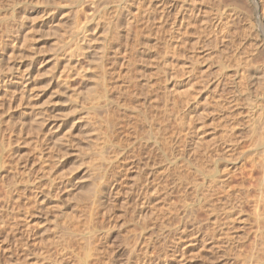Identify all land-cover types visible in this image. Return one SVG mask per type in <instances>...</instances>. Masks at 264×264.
Masks as SVG:
<instances>
[{"label": "rangeland", "instance_id": "1", "mask_svg": "<svg viewBox=\"0 0 264 264\" xmlns=\"http://www.w3.org/2000/svg\"><path fill=\"white\" fill-rule=\"evenodd\" d=\"M91 1L0 0V77L16 73L18 66L24 63L26 67L29 60L33 59L34 63L33 99L27 101L17 95L16 100L9 103L7 96H0V237L4 241L0 245V264H144L147 261L142 263L147 244L148 254H151L146 264H264V219L257 218L259 213L264 214V205L261 207V204L260 209L258 204L252 202V197V201L237 208L233 220L227 222L221 212L211 216L201 204H195L202 208L194 207L196 211H193L191 219H181L183 211L180 209L183 207L181 203L178 204L180 196L175 190H171L167 198H163L166 191H162L146 202L143 199L137 202L139 187L133 183L140 181L138 186L147 178L151 180L154 168H165L167 165L154 155L155 164L159 165L157 167V164L151 163L150 168L147 152H140L138 148L129 153L131 157L126 162L134 160L136 166H128L121 174L115 168L118 176L110 172L114 180L111 177L109 181H113L117 187L113 186L116 191L118 189L117 194L114 191L110 197L108 193L99 201L105 202L98 204V207H91L90 203H86L88 201H80L83 200V190L87 189L86 184L93 182L91 173L98 172L91 170L102 165L99 157L106 154L105 148L102 149L103 153L100 150L102 142L99 141L101 146L99 142L97 145L95 138L100 136L95 134L94 137L92 130H96L97 134L104 132L103 127L105 130L107 126L104 123L111 121L112 116V121H116L111 124V131L116 134H112V139L120 137L121 141L122 128L125 126L126 129L132 123L139 125L141 135L145 134L148 130H145L144 116H147V120L155 121L156 128L166 126L161 129L163 138H166L164 144L169 143V147L180 137L181 140L190 141L188 149L199 146L201 150H195L196 154L192 152L197 157L193 156V167L204 164L200 167L202 171L207 175L213 172L217 179L230 176L231 186L244 183L249 187L258 182L262 176L260 165L264 153V1L95 0V5ZM78 5L80 8L76 9ZM71 8L80 18L74 13L72 15ZM94 10L97 13L94 12L92 16L91 11ZM16 15L23 18L20 16L22 19L18 20ZM68 15L74 20H81L78 29H83H79V36H76L78 41L73 35L74 20L68 19ZM99 19L97 26L94 23ZM95 25L96 29L93 30ZM17 34H20L19 38ZM82 35L88 36L85 38ZM106 36H109L107 57L105 55L101 61L95 60L89 48L99 50ZM81 38L86 39L84 43L88 40V43L84 45ZM25 40L27 42L24 44ZM79 41L82 42L78 45ZM76 47L83 50L75 53L74 61L80 65L76 62L74 65H77L76 71L82 66L88 68L80 69L87 71L84 75L86 79L82 75L74 76V80H69L70 88L66 89L60 82L69 74L64 73L62 80L58 79V75L64 70V54L76 51ZM58 55L59 59L62 58L60 67L56 62L58 57H55ZM98 63H103V66H98ZM238 65L242 66L239 68ZM237 67L245 72V76L236 81L232 75ZM103 76L107 82L101 79ZM102 81L111 87L108 100L112 105L109 108L114 112L110 114L109 108L102 106L106 103L103 102L105 99L102 98V101L101 97L96 96L103 91ZM15 88L11 87V96ZM115 101H118V105ZM124 103L127 108L123 109ZM93 105H97L95 109ZM133 114L137 115L136 120ZM39 115L51 125L56 123L57 127L60 126L55 139H50L46 127L41 129L35 124L37 118L41 117ZM153 115H157V118ZM83 116L84 119L81 118ZM88 119L91 121L88 122ZM82 120H85V124ZM120 124L125 125L121 127ZM113 127L118 133L113 131ZM186 130H189L187 135ZM87 131L90 134L85 136ZM132 136L130 143L136 135ZM91 139L96 140L94 144ZM56 142H63L65 147H55ZM215 148L225 152L226 157L223 158H227L220 161L217 167L204 155ZM254 148H257L256 153ZM176 149L179 150L178 147ZM200 152L203 154L200 155ZM249 159L260 163V168H255L254 181L248 178L252 167ZM257 164L253 162V165ZM137 167L141 169L138 168L139 174ZM193 171L190 168L191 177L195 173ZM194 175L199 181L207 179L203 175ZM87 177L92 179L91 182ZM93 178L97 179L96 176ZM160 178L162 184L164 180L167 184L171 183L166 177ZM52 179L56 182L53 180V183ZM207 180L206 183H209V178ZM35 184L39 189L37 192L34 190ZM103 184L107 185L104 180L100 184L104 188L97 183L99 194L103 190L108 191ZM219 185L216 192L221 193L220 197L223 191H220ZM167 191H170L169 187ZM189 191L188 203H193L196 198ZM254 192L251 195L258 194ZM36 193H39L38 198L35 197ZM167 199L172 201V205L175 204L173 207L177 208L174 209H178V213L173 211L171 217L167 215L170 203ZM140 203L144 207L138 206ZM140 212L141 218L137 217ZM216 217L220 220L216 219L218 229L214 227ZM160 219L162 226L158 221ZM259 225L263 231L257 237ZM184 227L188 230L187 234L181 232ZM81 233L89 241L88 246L87 241H79ZM25 247H28V251ZM3 248L10 251L3 252Z\"/></svg>", "mask_w": 264, "mask_h": 264}, {"label": "bare ground", "instance_id": "2", "mask_svg": "<svg viewBox=\"0 0 264 264\" xmlns=\"http://www.w3.org/2000/svg\"><path fill=\"white\" fill-rule=\"evenodd\" d=\"M104 1V0H103ZM107 1V0H106ZM264 1V0H263ZM95 3H96V1L95 0H93V1H91V4L92 5H95ZM120 3H122L121 1H120ZM249 3V2H248ZM81 4V3H80ZM98 4V3H97ZM118 4V3H117ZM82 5V4H81ZM119 5V4H118ZM100 6H102L101 4H100ZM107 6V5H106ZM121 6V5H120ZM82 7V6H81ZM121 7H123V5L121 6ZM76 9L77 8H80L79 7V5L77 6V7H75ZM98 8V7H97ZM108 8V7H107ZM114 8V7H113ZM112 8V9H113ZM116 9H118L117 7L115 8V12H117V10ZM71 10H72V15H73V8H71ZM83 10V9H82ZM82 10H81V13H82ZM109 10H111V9H109ZM109 10H107L108 12H111V11H109ZM121 10H122V8H121ZM97 10H94V11H91L90 13H91V15L93 16L94 15V12H95V14L97 13L96 12ZM102 11V10H101ZM106 11V10H105ZM17 12V11H16ZM71 12V11H70ZM76 12H78V11H76ZM108 12H105V13H108ZM12 13V12H11ZM10 13V14H11ZM79 13H80V11H79ZM80 13V14H81ZM104 13V12H103ZM102 12H101V14H103ZM19 14V13H18ZM23 14V13H22ZM48 14V13H47ZM50 14V13H49ZM75 15H77L78 16V18H80L79 16V14L77 13H74ZM89 14V13H88ZM100 14V15H101ZM110 14V13H109ZM71 15V16H72ZM87 15V14H86ZM90 15V14H89ZM10 16H12V15H10ZM17 16V18L16 19H18L20 16H18V15H16ZM69 16V15H68ZM76 16V17H77ZM128 16V15H127ZM22 17V16H21ZM70 17V16H69ZM75 17V16H74ZM87 16H85V18H86ZM89 17V16H88ZM91 17V16H90ZM98 17H100V16H98ZM2 18V17H1ZM3 18H5L6 19V17H3ZM8 18V17H7ZM23 18V17H22ZM22 18H19V19H22ZM78 18H76V20H74V19H72L71 17L70 18H68V19H71V21L72 20H74V22L72 21V23L74 24V25H72V26H74V28H75V32L73 33V35H74V39H76L77 41H78V37H76L77 35L79 36V31L80 30H82L83 28L81 27V28H79L78 29V27H79V23L81 24V22H79V20H77ZM249 18V17H248ZM13 19H15V17L13 18ZM18 19V20H19ZM67 19V20H68ZM87 20H89L88 18H86ZM92 19V17L90 18V20ZM127 19H128V17H127ZM4 20V19H3ZM8 20V19H7ZM10 20V19H9ZM17 20V21H18ZM85 20V19H84ZM13 21V20H12ZM81 21V20H80ZM97 21V20H96ZM99 21H100V19L98 20V22L97 23H94V24H97V26H98V23H99ZM128 22H129V20H127ZM88 22H90V21H88ZM3 23V22H2ZM12 23V22H11ZM16 23V22H15ZM18 23V22H17ZM111 23H112V20H111ZM8 24V23H7ZM100 24V23H99ZM4 25V24H3ZM9 25V24H8ZM12 25V24H11ZM22 25V24H21ZM88 28V27H87ZM107 28V27H106ZM105 28V29H106ZM110 28V27H109ZM96 29V25H95V27L93 28V30H95ZM108 29V28H107ZM106 29V30H107ZM17 30V29H16ZM86 30V29H85ZM89 30V29H88ZM17 31H19V30H17ZM87 31V30H86ZM86 31L84 32V33H86ZM12 32V31H11ZM89 32V31H88ZM105 32V31H104ZM18 33V32H17ZM21 33V32H20ZM11 34V33H10ZM14 34H15V32H14ZM82 34V33H81ZM95 34V33H94ZM20 34H17V37L19 36ZM85 35V34H84ZM84 35H82V36H84ZM109 35V34H108ZM12 36H13V34H12ZM11 36V37H12ZM87 36L88 35H86V36H84L85 38H87ZM16 37V38H17ZM76 37V38H75ZM107 37V36H106ZM106 37H104L105 39H103V41L104 42H101V48L98 50V49H94V51L93 50H91L92 48H89L90 49V53L91 54H93V58L95 57V60H99V61H101L102 59H104L105 58V55H106V57H107V54H106V46H107V42H108V37L106 38ZM9 38H10V36H9ZM19 38V37H18ZM80 38V37H79ZM85 38H81L82 39V41L83 40H86ZM24 39H25V37H24ZM24 39H23V41H24ZM10 40V39H9ZM19 40V39H18ZM27 40V39H26ZM25 40V42H24V44L27 42ZM15 41V40H14ZM13 41V42H14ZM75 41V40H74ZM81 41V42H82ZM16 43H17V41H15ZM80 41L78 42V45H79V43H81ZM90 42V41H89ZM83 43H84V41H83ZM86 43H88V40L86 41ZM86 43H84V45L86 44ZM109 44V43H108ZM21 45V44H20ZM77 45V46H78ZM19 46V45H18ZM22 46H24L23 45V43H22ZM80 46H82V45H80ZM108 47V46H107ZM22 48V47H21ZM20 48V49H21ZM77 48V50L76 51H72V52H70L69 54H64V57H63V59L60 57V59H62V60H64V62H65V66L63 65V67H64V70H61V76H59L58 75V77H60V78H58L59 80L61 79V77H62V75H64V73H66V75L67 74H69V75H67V78L65 79V80H62L60 83L63 85V87H65L66 89H69L70 88V86H69V80H71L74 76L75 77H80L81 75H82V77H84L85 78V74H86V72L87 71H84V70H87V69H85L83 66L80 68V69H82V68H84V70H82V71H80V69L79 70H77L76 71V66L74 65V63L76 62V61H74V59H75V53L76 52H80V51H82L83 49L81 48V47H76ZM261 48V47H260ZM258 50H261V49H258ZM77 54V53H76ZM77 56V55H76ZM55 57H58V59L56 60V62H57V65H58V67H60L59 65H60V59H59V55L58 56H55ZM97 58V59H96ZM31 59H32V57H31ZM248 59V58H247ZM33 60V59H32ZM32 60H29L28 61V63H27V65H26V67H25V65H24V63H22L21 65H19L18 66V68H17V71H16V73H14V74H11L10 76H1L0 77V88L2 87L3 89H0V96L1 97H3L4 95L5 96H7L6 98V100L9 102V103H12L13 101H15L16 100V98H17V95H19V97L21 98V99H25V100H27V101H30L31 99H33V92H32V89H31V87L33 86V71H32V69L34 68L33 67V65H34V63H33V61ZM244 63V62H243ZM246 63H248V62H246ZM62 64V63H61ZM75 64H79V63H75ZM242 64V63H241ZM80 65V64H79ZM98 66L100 65V67H102L103 66V63H102V65H101V63H98L97 64ZM243 65V64H242ZM242 65H240V66H242ZM245 65V64H244ZM62 66V65H61ZM240 66L238 65V67L240 68ZM238 67H237V69L234 71L235 72V74L234 75H232L233 76V78L232 79H235L236 81H237V79H239L240 77L242 78V76H245V72L244 71H242L243 72V74H242V72H241V70H238ZM246 66H244V68H245ZM79 68V67H78ZM244 68H242L243 70H245ZM247 69V68H246ZM68 72V73H67ZM88 73H89V70H88ZM106 73V72H105ZM105 73H103V74H105ZM65 76V75H64ZM105 76V75H104ZM104 76L101 78V79H105L104 78ZM87 77V76H86ZM106 77V76H105ZM86 79V78H85ZM73 80H74V78H73ZM106 80V82H107V78L105 79ZM87 81H88V78H87ZM103 83H102V89L101 90H103L102 91V93L100 92V94H96V96L98 95L99 97H101V99L103 98V99H105L104 101H103V99H102V101L103 102H105L106 101V103H103L102 101H101V103H103L102 104V106L104 105V107H106V108H109V106L111 105V104H109V100H108V96L109 95H111V93H109L108 94V92H111L110 90V86L108 85V84H105L104 83V81H102ZM2 85V86H1ZM61 85V86H62ZM123 85V84H122ZM237 85V84H236ZM12 86H14V88L15 89H13L14 91H13V95L11 96L10 94L12 93V89H11V87ZM101 86V85H100ZM109 87V88H108ZM150 88H152V87H150ZM113 89V88H112ZM119 89H121V88H119ZM122 91H123V89H121ZM120 92V91H119ZM118 92V93H119ZM124 92H126V91H124ZM127 92H128V89H127ZM122 94H123V92H122ZM128 93H126V95H127ZM130 94V93H129ZM121 95V94H120ZM95 96V97H96ZM122 96H124V95H122ZM130 96H131V94H130ZM0 97V98H1ZM99 97H96V98H99ZM126 98V97H125ZM149 98V97H148ZM100 99V100H101ZM128 99H129V97H128ZM100 100H99V102H100ZM119 100H120V97H119ZM118 100V101H119ZM125 100V99H124ZM112 101H114V100H112ZM117 101V102H118ZM98 102V103H99ZM116 101H115V103H117ZM122 102V103H121ZM121 102H120V105L122 106V104H123V101H122V99H121ZM100 103V104H101ZM113 103V102H112ZM115 103H113V105L115 104ZM126 103H124V106H123V109H124V107H126L127 108V106L125 105ZM99 105V104H98ZM117 105H118V103H117ZM175 105V104H174ZM95 105H93V108L95 109V107L97 106H95ZM112 106V105H111ZM115 106V105H114ZM173 106V105H172ZM120 107V106H119ZM174 107V106H173ZM102 108V107H101ZM101 108H99L100 110H101ZM112 108H114V107H112ZM161 108V107H160ZM264 108V107H263ZM97 109V108H96ZM117 109H118V107H117ZM116 109V110H117ZM114 110H115V108H114ZM264 110V109H263ZM102 111V110H101ZM127 111V110H126ZM104 112H106L105 110H104ZM103 112V113H104ZM110 112H114L113 110H111V108H109V113L108 114H110ZM123 112H125V111H123ZM129 112V111H128ZM173 113V112H172ZM105 115L107 114V113H104ZM131 114V113H130ZM165 114H166V112H165ZM88 115V114H87ZM86 115V118H88L89 117V115L87 116ZM167 115H169V114H167ZM39 116H41V115H39ZM134 118H135V120L137 119V115H135V114H133L132 115ZM140 116V115H139ZM153 116H155V115H153ZM84 117L85 116H83V117H81L82 119H84ZM132 117V118H133ZM156 118H157V115L155 116ZM168 117H170V116H168ZM168 117H166L167 119H168ZM37 118V117H36ZM104 118V117H103ZM102 118V119H103ZM107 118V117H106ZM115 118V117H114ZM142 118V117H141ZM144 118H146V127H147V129L145 128V130H148L147 132H145V134H143V135H141V132H140V129H139V125L137 124V123H132V124H130V126H127V128L125 129L124 127V125L126 124H124L123 126L121 125V127H123L122 128V133H120L122 136H121V138H123L121 141H119V138L117 139V138H114L113 137V139H116V140H113L112 139V136H114V135H116L115 133H113L112 131H111V124L112 123H115L116 121H112L113 120V116H112V118L110 117V119H112L111 121H105L106 122V124L104 123V126H106V128H105V130H104V127H103V131L104 132H100V133H102L101 135H100V133H95V131L96 130H92V132L94 133V137H96V135H97V137H98V135L100 136L99 138H95V139H97V145H98V142L99 141H101L102 142V145H103V147L100 149L101 150V152H102V149H106L105 151L106 152H104V153H106L107 154V152H109L107 155L106 154H101V157H99L101 160L100 161H103L102 162V165L99 167H96L95 166V169L94 170H91V172L92 171H98V172H100L101 171V173L100 174H97L98 172H92L91 174H93L92 176L94 177V176H96L97 177V179H95V178H93L91 175H89L90 177H92V179L90 178V180L88 179V177H87V180L88 181H90L91 182V180L93 181L92 183H88L89 184V187H88V184H86L87 185V189L85 188L84 190H83V194H84V196H83V200L82 199H80V201L81 202H86V201H88V202H86V203H90V205H91V207L93 206V207H98V204L100 205V203L102 204L103 202H105V201H102V202H99V201H101L102 199H103V197H106L107 196V194L108 193H110V197H111V193H113L114 191H116L115 189L117 188L116 186H114V184H113V181L112 182H110L109 180L110 179H112L113 178V180H114V177H112L110 174L112 173H115L114 172V169L115 168H117L118 169V172L120 173V172H125L126 171V169L128 168V166H130V165H134V166H136L134 163L135 162H133L132 160V162L131 163H126L127 161H129L128 160V157H131V156H129V153H131V152H134V150H136L137 148H138V150L140 151V152H147L146 154H148L147 155V162L150 164V168H151V163H154L153 165H156L157 164V167H158V163H156L155 164V161L154 160H156V159H154L155 158V156L157 155V156H159V158L158 157H156V158H158V159H163L165 162H166V166H165V168H161L160 166V169H156L155 170V168H154V171H151V174H152V176H150V178H152L151 180L149 179V178H147V179H145V182L144 183H140L141 185H138L137 186V183L139 184V182L137 181H135L133 184H135V187H139L138 188V198L136 197V199H137V202H138V200H140V201H142L141 199H143V200H145V202H146V200H149L150 198H152V196H154V195H158V194H161L162 193V191H166V193H165V195H166V197H163V198H167V194H169V192H171V190H175L176 192H178L179 193V196H180V202H178V204L179 203H181L182 204V207H183V209L181 210L180 209V211H183L182 212V215H180L181 216V219H189L190 218V216H192L193 215V211L199 206H197V205H195V204H201V206L202 207H205L206 209H207V211L209 212V214H211V216L212 215H215V214H218V213H220L225 219H226V221L228 222V221H232L233 220V214L235 213V211H236V209L238 208H241L243 205H246L248 202H250V201H252L251 199H252V197H253V200L254 201H252V202H255L256 204H258V207L260 208V205L262 204V206L261 207H263V205H264V153L262 152V163H261V165H260V163L259 164H257L256 163V161H253V162H255V165L257 164V166H255V165H253V162L251 161V159L253 160L254 158H252L251 157V159H249L250 161H251V168H250V170H249V175H248V178H250V179H253V175H254V172L256 171L255 170V168H257V169H259L260 167H261V169H262V176L260 177V179H258V182H256V184H252V185H250L249 187H247V186H245L244 185V183L243 184H238V185H236V186H234V185H232L231 186V181H230V179H229V177L230 176H228V178H219L220 177V175H222V173L223 172H221V174L218 176V178L219 179H217V177H215L216 175H214V174H212L213 172H210V173H208V174H210V175H207L205 172H203L202 171V169L200 168V167H203V165L201 166L200 165V167L198 166L197 167V165H196V167H193L192 165V161L194 162V157H196L195 156V154H196V151L195 150H198V148H199V146L198 147H196V149H192V148H190L189 147V149H188V143L190 142L189 140H181V138L182 137H180V139H178L177 140V138H176V140L175 141H173L174 143H172V145H170V147L168 146L169 145V143H168V145H166L167 144V142H166V144H164V140L166 139H164L163 138V136H162V129H161V127L163 126H165V125H162L161 127H158V128H156L155 126H154V122L155 121H153V119H150V120H152V121H149V119L147 120V116L145 117L144 116ZM154 118V117H153ZM177 118V117H176ZM38 120H36L35 121V124L36 125H38V127L39 128H41V129H43V128H45L46 127V130H47V132H49V135H50V139H55V134H56V131L58 130V129H60V126H58L57 127V124L56 123H54V124H52L51 125V123H49L48 121H47V119H45L44 117H38L37 118ZM109 119V118H108ZM140 119V118H139ZM143 119V118H142ZM141 119V120H142ZM81 120V119H80ZM79 120V121H80ZM104 120H106V119H104ZM156 120V119H155ZM158 120V119H157ZM170 120V119H169ZM173 120V119H172ZM77 121V120H76ZM75 121V122H76ZM83 121V120H82ZM85 121V120H84ZM84 121H83V123H84ZM89 121H91L90 119H88V122ZM123 121V120H122ZM134 121V120H133ZM144 121V120H143ZM144 121V122H145ZM160 121V120H159ZM186 121V120H185ZM87 122V121H86ZM126 122V121H125ZM161 122V121H160ZM167 122V121H166ZM170 122V121H169ZM189 122V121H188ZM141 123H143V122H141ZM157 123V122H156ZM187 123V122H186ZM76 124V123H75ZM85 124V123H84ZM90 124H92V123H90ZM90 124H88V126L90 125ZM144 124V123H143ZM158 124V123H157ZM165 124V123H164ZM179 124V123H178ZM87 125V124H86ZM119 125V124H118ZM92 126H93V124H92ZM144 126V127H145ZM86 127V126H85ZM120 127V128H121ZM166 127V126H165ZM116 128V127H115ZM115 128L113 127V131L114 132H116V133H118L117 131H115ZM183 128H184V126H183ZM182 128V129H183ZM118 130V129H117ZM120 130H119V132H120ZM180 130V129H179ZM187 131V130H186ZM189 131V130H188ZM186 132L185 134L187 135L189 132ZM192 131V130H191ZM157 132V133H156ZM182 132V131H181ZM88 131H87V134H85V136H87L88 135ZM93 133L91 134V135H93ZM139 133H140V135H139ZM166 133H167V131H166ZM90 134V133H89ZM96 134V135H95ZM111 134V135H110ZM112 134H114V135H112ZM130 134H134V135H136V136H134V141H132L131 143H130V141H129V139H130V137L132 136H130ZM179 134H180V132H179ZM179 134H177L175 137H177ZM194 134V133H193ZM53 136V137H52ZM118 136V135H117ZM120 136V135H119ZM132 136V137H133ZM166 136V135H165ZM170 136V135H169ZM89 138H90V135L88 136ZM116 137V136H115ZM171 137V136H170ZM189 137V136H188ZM188 137H187V139H188ZM91 138H92V136H91ZM49 139V140H50ZM93 139V138H92ZM92 139L90 140L92 143L93 142H95L96 140H94V141H92ZM98 139H100V140H98ZM173 139V138H172ZM169 140H171V139H169ZM68 141V140H67ZM89 141V140H88ZM89 141V143H91ZM167 141V140H166ZM187 141V142H186ZM198 141V140H197ZM68 142H70V140L68 141ZM67 142V143H68ZM101 142H99V145L101 144ZM171 142V141H170ZM234 142V141H233ZM71 143V142H70ZM91 143V144H92ZM56 144V146L55 147H65V145H64V143L63 142H56L55 143ZM94 144V143H93ZM96 144V143H95ZM171 144V143H170ZM195 144V143H194ZM166 145V147H164ZM66 146H67V144H66ZM101 146V145H100ZM194 146H196V144L194 145ZM237 146V145H236ZM168 147V148H167ZM178 147V149L179 150H177L176 148ZM193 147V146H192ZM173 148V149H172ZM262 148H264V144H262ZM108 149H109V151H108ZM172 149V150H171ZM177 151H176V150ZM200 149V148H199ZM220 149V148H219ZM219 149H217V148H215L214 149V151L211 153L210 152V150H209V152H205L204 153V155L208 158V159H210V162L211 161H213V165H215V167H217L218 166V164H219V162L220 161H222L223 159L225 160V159H227V158H223V157H226V156H224V153L225 152H223V151H220ZM137 150V151H138ZM201 150V149H200ZM207 150V149H206ZM253 150H255V152L254 153H256V151H257V148H254ZM104 151V150H103ZM199 151V150H198ZM225 151V150H224ZM229 151V150H228ZM227 151V152H228ZM100 152V153H101ZM192 152H194V153H192ZM202 152H204V151H202ZM230 152V151H229ZM103 153V152H102ZM136 154V153H135ZM144 154V153H143ZM200 155H202L203 153H199ZM198 154V155H199ZM226 154V153H225ZM242 154V153H241ZM155 155V156H154ZM228 155V154H227ZM256 155V154H255ZM99 156V155H98ZM194 156V157H193ZM136 157V156H135ZM144 157V156H143ZM142 157V158H143ZM200 157V156H199ZM204 157V156H203ZM205 157V158H206ZM133 158V157H132ZM138 158V157H137ZM200 158H202V157H200ZM160 159V160H161ZM196 159H197V157H196ZM195 159V160H196ZM199 159V158H198ZM202 159H204V158H202ZM201 159V160H202ZM229 159L230 158H228V161L227 162H229ZM136 160V159H135ZM142 160V159H141ZM159 160V161H160ZM163 160H161L162 162H163ZM200 160V159H199ZM205 160V159H204ZM207 161V160H206ZM209 161V160H208ZM226 161V160H225ZM231 161V160H230ZM165 162H163V163H165ZM197 162V161H196ZM203 162V161H202ZM201 162V163H202ZM142 163V162H141ZM209 163V162H208ZM221 163V162H220ZM139 164V163H138ZM143 164V163H142ZM147 164V163H146ZM148 164V165H149ZM207 164V163H206ZM2 165V164H1ZM260 165V167L258 168V166ZM139 166V165H138ZM195 166V165H194ZM208 166V165H207ZM227 166V165H226ZM2 167V166H1ZM92 167L93 166H91V169H92ZM155 167V166H154ZM97 168V169H96ZM130 168V167H129ZM140 169V167H137V169ZM142 168V167H141ZM148 168V167H147ZM150 168H148V169H150ZM190 168L192 169H194V171L193 172H195V173H192L193 174V176L191 177L190 176ZM89 170H90V168H88ZM138 169V170H139ZM147 169V170H148ZM152 169H153V166H152ZM141 170V169H140ZM140 170L137 172L138 174L140 173ZM218 170V169H217ZM224 170H226V169H224ZM143 171H145L144 169H143ZM212 171H214V170H212ZM221 170H219V172H220ZM89 172V171H88ZM111 172V173H110ZM147 172V171H146ZM215 172V171H214ZM216 172H218V171H216ZM86 173H87V171H86ZM142 173V172H141ZM145 173V172H144ZM144 173H143V175H144ZM90 174V173H89ZM95 174V175H94ZM121 174V173H120ZM123 174V173H122ZM146 174V173H145ZM148 174V173H147ZM146 174V175H147ZM194 174H198L199 176H206L205 178H209V183H206L208 180L206 179V180H200L199 181V179H197V177H195V175ZM218 174V173H217ZM2 175V174H1ZM98 175V176H97ZM108 175H110V177L108 176ZM115 175H117L118 176V174H116L115 173ZM142 175V176H143ZM158 177H157V176ZM163 176V179H165L164 177H166L168 180L167 181H171V183H169V184H167L166 183V181H165V183H166V185L164 184V181H163V184H162V181L160 180L161 178L160 177H162ZM87 176H88V173H87ZM120 176V175H119ZM148 176V175H147ZM146 176V177H147ZM188 176H190V177H188ZM112 177V178H111ZM137 177V176H136ZM225 177H227V175L225 176ZM0 178H2V176L0 177ZM143 178V177H142ZM160 178V179H159ZM201 178V177H200ZM203 178V177H202ZM204 178V179H205ZM255 178V177H254ZM262 178V179H261ZM101 179H103L104 180V183L105 184H107V185H104L105 187L107 186V188H108V191L107 190H101L102 192L99 194V191L97 190V183H98V185L100 186V184H102V182H103V180L101 181ZM116 179V178H115ZM249 179V180H250ZM53 180H55V179H52V182H53ZM100 182H99V181ZM108 182H107V181ZM140 180V179H139ZM231 180H232V178H231ZM255 179H253L252 181H254ZM1 181V180H0ZM257 181V180H256ZM55 182H56V180H55ZM107 182V183H106ZM1 183V182H0ZM4 182L2 181V184H3ZM54 183V182H53ZM100 183V184H99ZM219 183H220V185H219ZM253 183V182H252ZM172 184V185H171ZM208 184V185H207ZM217 184L220 186V188H221V190L220 191H223V193H222V196H220L219 197V194H221V193H219V192H216V190L218 189L217 188ZM251 184V183H250ZM1 185V184H0ZM91 185V186H90ZM170 185H171V187H170ZM240 185V186H239ZM11 186V185H10ZM35 186H37V184H35L34 185V187ZM96 186V187H95ZM98 186V187H99ZM113 186L114 187H116L115 189H113ZM133 186V185H132ZM12 187V186H11ZM33 187V188H34ZM100 187H103V186H100ZM134 187V186H133ZM169 187V190L170 191H167V188ZM104 188V187H103ZM217 188V189H216ZM1 189H2V187L0 188V191H1ZM13 189V188H12ZM32 189V188H31ZM11 190V189H10ZM16 190V189H15ZM33 190V189H32ZM35 192H37L38 190L36 189V187H35ZM189 190H191L192 191V193H194V195H195V202H193V203H188V195L190 194L189 192ZM255 190V192H257L258 194H256L255 192V194H252L251 195V193L253 192ZM8 192H9V187H8V190H7ZM7 191H6V193H7ZM18 191V190H17ZM15 192V191H14ZM117 192H118V189H117V191H116V194H117ZM133 192V191H132ZM216 192V193H215ZM134 193V192H133ZM215 193V194H214ZM17 195H18V193H16ZM115 194V193H114ZM5 195V194H4ZM10 195H12V192L10 191ZM10 195H8V196H10ZM119 195V194H118ZM149 195H151V197L149 196ZM164 195V196H165ZM170 195H172V193H170ZM38 196H39V193H36V195H35V197L36 198H38ZM113 196V195H112ZM115 196V195H114ZM160 196V195H159ZM169 196V195H168ZM178 196V197H179ZM13 197V196H12ZM18 197V196H17ZM115 197H117V195L115 196ZM114 197V198H115ZM172 197H174V196H172ZM118 198V197H117ZM169 198H170V196H169ZM11 199V198H10ZM9 199V200H10ZM17 199V198H16ZM46 199V197H44L43 198V202H44V200ZM177 199V198H176ZM193 199V198H192ZM2 200V199H1ZM38 200H40V199H38ZM117 200V199H116ZM168 200V199H167ZM14 201V200H13ZM169 201V200H168ZM175 201V200H174ZM173 201V202H174ZM191 201V200H190ZM192 201H194V200H192ZM98 202V203H97ZM165 202L166 203H169V202H167L166 200H165ZM5 203V202H4ZM246 203V204H245ZM6 204V203H5ZM93 204V205H92ZM95 204H97V206L95 205ZM129 204V203H128ZM8 205V204H7ZM140 205V207L142 206V207H144L143 205H141V203L140 204H138V206ZM168 205V204H167ZM173 205H175L174 203H173ZM173 205H172V201L169 203V210H168V208H167V210H168V213H167V215H168V217H171L172 216V214L174 213L173 211H175V212H177L178 211V209H174L175 207H173ZM195 205V206H194ZM12 206V205H11ZM197 206V207H196ZM201 206H199V207H201ZM257 206V205H256ZM194 207H196L195 209H194ZM198 207V208H199ZM201 207V208H202ZM8 208V207H7ZM11 208V207H10ZM139 208V207H138ZM177 208V207H176ZM197 208V209H198ZM204 208V209H205ZM258 208V209H259ZM264 208V207H263ZM262 208V209H263ZM6 209V208H5ZM174 209V210H173ZM261 209V208H260ZM11 210V209H10ZM140 210H142V209H140ZM155 210V209H154ZM167 210H166V212H167ZM177 210V211H176ZM5 211V210H4ZM157 211V210H156ZM163 210H161V212H162ZM179 211V212H180ZM196 211V210H195ZM240 211V210H239ZM263 211V210H262ZM138 212V211H137ZM178 213V212H177ZM156 214V213H155ZM159 214H160V212H159ZM180 214V213H179ZM196 214V213H195ZM9 215V214H8ZM141 212L139 213V215L137 216V217H140L141 218ZM151 215H152V213H151ZM164 215V214H163ZM166 215V216H167ZM174 216V215H173ZM216 216V215H215ZM183 217V218H182ZM262 217V220L264 219V214L262 213V214H258L257 215V218H261ZM161 218V217H160ZM166 218V217H165ZM139 219V218H138ZM191 219V218H190ZM217 217L215 218V221H214V227H216L217 229H218V221H220L219 219H217ZM4 220V219H3ZM8 220V219H7ZM171 220V219H170ZM180 220V219H179ZM212 220V219H211ZM2 221V220H1ZM5 221H6V219H5ZM13 221V220H12ZM143 222H144V220H142ZM159 222H160V224H161V219L160 220H158ZM165 221V220H164ZM184 221V220H183ZM16 222H17V220H16ZM198 222V221H197ZM224 222H225V220H224ZM258 222H259V220H258ZM1 223V222H0ZM183 223V222H182ZM226 223V222H225ZM230 223V222H229ZM228 223V224H229ZM232 223V222H231ZM230 223V224H231ZM3 224H5L4 222H3ZM184 224V223H183ZM186 224V223H185ZM15 225V224H14ZM141 225V224H140ZM142 225H143V223H142ZM156 225V224H155ZM170 225V224H169ZM189 225V224H188ZM200 225V224H199ZM198 225V226H199ZM232 225V224H231ZM3 226V225H2ZM145 226V225H144ZM160 226V225H159ZM161 226H162V224H161ZM161 226H160V229H161ZM171 226V225H170ZM183 226H185V225H183ZM195 226V225H194ZM194 226H193V229H194ZM197 226V225H196ZM197 226V228H199ZM1 227V226H0ZM4 227V226H3ZM13 227V226H12ZM30 226L28 225L27 226V228H29ZM146 227V226H145ZM157 227H158V225H157ZM156 227V228H157ZM211 227V226H210ZM147 228V227H146ZM151 228V227H150ZM215 228V229H216ZM221 228V230H222V226L220 227ZM219 228V229H220ZM148 229V228H147ZM155 229V228H154ZM196 229V228H195ZM144 230V229H143ZM190 230H192V229H190ZM212 230V229H211ZM220 230V231H221ZM168 231V230H167ZM198 232H199V230H197ZM257 232V237L259 236V235H261L262 234V231H263V228L259 225V227H258V229L256 230ZM152 232H154V231H152ZM158 232V231H157ZM181 232L183 233V234H187L188 233V230H187V228H182V230H181ZM195 232H196V230H195ZM30 233V232H29ZM81 237L79 238V241H84V242H86V246H88L89 245V241L88 240H86V238H85V236L81 233ZM100 235V234H99ZM160 236V235H159ZM6 237V236H5ZM157 237V236H156ZM2 238L0 237V245H2L3 243L2 242H4V241H2L1 240ZM157 241V240H156ZM160 241V240H159ZM26 242H28V241H26ZM148 243H150V240H149V242ZM154 243V242H153ZM25 244H27V243H25ZM29 244V243H28ZM142 245V244H141ZM25 246H29V245H25ZM148 246H149V244H147V246L144 248L145 250V256H144V260H143V262L142 263H144L145 261H146V259H147V261H148V263H149V261H150V259H148V255H150V254H148ZM142 247V246H141ZM0 248H1V246H0ZM28 248V247H27ZM26 247H25V249H27ZM3 252H5V251H8L9 250V248H3ZM10 251V250H9ZM26 251H28V249L26 250ZM28 254V253H27ZM134 254V253H133ZM12 255V254H11ZM29 255V254H28ZM11 256H9V258H10ZM28 257V256H27ZM19 260V259H18ZM147 261L144 263V264H146L147 263ZM18 263V262H17Z\"/></svg>", "mask_w": 264, "mask_h": 264}]
</instances>
